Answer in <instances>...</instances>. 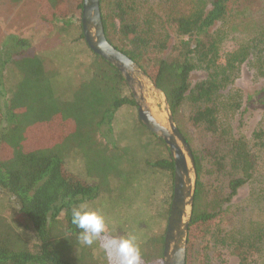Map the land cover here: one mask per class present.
Instances as JSON below:
<instances>
[{
	"label": "trees",
	"instance_id": "trees-1",
	"mask_svg": "<svg viewBox=\"0 0 264 264\" xmlns=\"http://www.w3.org/2000/svg\"><path fill=\"white\" fill-rule=\"evenodd\" d=\"M54 1L57 4L61 0ZM105 1L100 0V13L106 39L130 57L164 94L187 142L191 139L188 126L208 136L224 128L221 109L231 107L234 111L237 107L224 98V91L235 78L234 70L248 61L250 53L257 60L248 64L257 76L264 77V27L248 39L245 36L224 62L221 60L224 34L218 27L227 16L228 4L235 0H158L156 6L164 3L159 13L150 9L142 11L141 16L133 8L134 0H114V17L104 12ZM250 1L236 0L240 12L247 11ZM81 5L82 0L78 7ZM57 9L55 5L49 17L41 18L48 20L49 28L59 21L60 29L55 34L62 35L71 16ZM77 29L76 39H84L80 20ZM31 47L28 38L8 35L0 48V192L15 204L13 219L18 228L0 216V264H100L87 250L73 255L79 230L71 224V208L107 192L113 173L117 172L129 186V172L120 170L126 148L112 147V154L106 155V147L98 138L111 135L115 113L122 106L136 103L118 69L88 46L91 58L87 77L73 85L67 96L58 95L59 71L46 70L44 57L38 51L29 52ZM9 70L16 73L17 80L2 106ZM198 71L204 72L203 78H194ZM244 94L246 104L264 106V80ZM51 125L60 133L51 135ZM225 142L232 154L231 167L238 172L226 174L224 190L210 189L203 178L204 159L193 153L197 177L185 264L191 254L194 229L222 214L239 188L253 178L257 166L256 155L243 135ZM71 153L86 160L87 172L98 176L95 182L66 167L65 160ZM147 163L150 169L168 171L173 177L169 155ZM223 167L218 164L219 170ZM164 212L168 214L169 203ZM19 229L28 233L30 240L21 236ZM163 242L164 230L150 234L140 246V264H164ZM239 242L244 245L243 239Z\"/></svg>",
	"mask_w": 264,
	"mask_h": 264
},
{
	"label": "rangeland",
	"instance_id": "rangeland-1",
	"mask_svg": "<svg viewBox=\"0 0 264 264\" xmlns=\"http://www.w3.org/2000/svg\"><path fill=\"white\" fill-rule=\"evenodd\" d=\"M79 1L61 0L56 4L54 0L53 3L50 0H0V48L8 35L28 38L32 44L29 52L38 51L44 57L46 70L59 71L56 91L61 96H67L71 87L88 75L86 68L91 53L86 43L84 44V39H76L79 34L77 25L82 7V5L78 7ZM113 1L106 0L104 3V12L107 11V16L110 17H114L111 13ZM157 2L158 0H134L133 8L138 16L142 15V11L150 9L159 13L164 3L156 6ZM54 4L58 6L56 12L67 11L71 16L67 19L70 25L62 35L55 34L60 29L59 21L49 28L48 20L41 18V15L50 16L51 10L55 9ZM246 9L245 13L240 12L236 0L229 3L227 16L219 24L218 28L224 34L221 42L223 62L228 52L236 45H240L245 36L248 39L258 28L264 27V0H251ZM57 51H60L59 54ZM247 60L254 63L257 58L250 53ZM248 61L234 70L235 78L224 91L226 94L224 98L237 106L234 111L230 110L231 107L221 109L219 114L223 115L224 128L218 129L210 136L198 128L192 126L187 128L190 131L191 139L188 144L192 153L201 154L204 159L203 178L206 183H210V189L224 190L226 174L238 172L231 167L232 154L225 140L243 135L257 158L253 178L239 188L238 193L227 204V209L224 207L222 214L194 229L188 264H263L264 242L260 239L262 236L264 238V106L246 104L244 91H250L262 82L264 77L257 76ZM203 77V71H198L194 76L196 79ZM16 80V73L12 70L7 71L4 82L6 96L2 98V106ZM143 83L142 92L147 106L153 102L154 110L163 114L165 119L163 124L167 126V110L163 95L152 88L147 78H143ZM134 89L139 94L140 88L136 84ZM130 93L136 103L131 90ZM141 124L137 106L124 105L115 113L111 135L107 138L99 137L98 141L106 147L104 151L106 155L112 154V147L126 148L127 156L122 158L120 170L129 172L130 183L126 186L128 184L120 180L118 173H113L109 179L108 191L86 201L104 215L108 235L135 236L139 247L150 234L163 230L165 232L168 214L164 212V207L167 203L170 207L173 191V177H170L168 171L152 170L147 166V162L157 157L168 155L171 157L169 150H166L167 145L164 141L150 136L148 130L146 131ZM229 125L231 127L228 129ZM59 133L60 129L51 125L50 134ZM255 133L259 135L255 136ZM219 163L224 164L222 170L218 169ZM65 164L71 172L89 182H95L98 178L97 174L87 172L86 160L78 153L68 155ZM15 213L13 201L0 192V216L18 229L13 219ZM20 232L21 236L30 240L28 233H23L22 230ZM239 239L244 240V245ZM84 250L91 253L100 264L117 262L115 257L109 261L98 240L91 246L79 242L78 246L74 247L73 255L78 256L79 252ZM153 264L161 263L156 261Z\"/></svg>",
	"mask_w": 264,
	"mask_h": 264
},
{
	"label": "water",
	"instance_id": "water-1",
	"mask_svg": "<svg viewBox=\"0 0 264 264\" xmlns=\"http://www.w3.org/2000/svg\"><path fill=\"white\" fill-rule=\"evenodd\" d=\"M81 28L87 46L114 65L123 75L136 98L138 119L150 132L160 137L167 145L173 160V191L164 232V264H185L187 234L193 211L196 170L192 150L176 126L168 109L164 94L145 76L141 68L127 55L116 49L105 37L100 0H82ZM136 74L138 76H136ZM143 78L164 97L167 126L159 123L151 113L143 96ZM140 88L139 94L134 85Z\"/></svg>",
	"mask_w": 264,
	"mask_h": 264
},
{
	"label": "clouds",
	"instance_id": "clouds-1",
	"mask_svg": "<svg viewBox=\"0 0 264 264\" xmlns=\"http://www.w3.org/2000/svg\"><path fill=\"white\" fill-rule=\"evenodd\" d=\"M71 224L79 230L78 241L91 246L102 236L100 247L117 264H140L141 252L136 237L132 235H108L104 215L87 202H81L71 208Z\"/></svg>",
	"mask_w": 264,
	"mask_h": 264
},
{
	"label": "bare ground",
	"instance_id": "bare-ground-1",
	"mask_svg": "<svg viewBox=\"0 0 264 264\" xmlns=\"http://www.w3.org/2000/svg\"><path fill=\"white\" fill-rule=\"evenodd\" d=\"M147 87V86H146ZM153 102H151V104H150V110H151V113H152V115L154 116V118L159 122V123H161V124H163L164 123V117H163V114L162 113H158L156 110H154V108H153Z\"/></svg>",
	"mask_w": 264,
	"mask_h": 264
}]
</instances>
